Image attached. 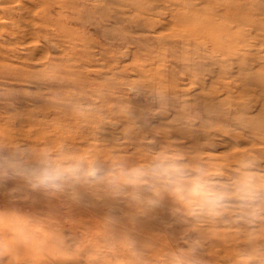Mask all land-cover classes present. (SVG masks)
Returning a JSON list of instances; mask_svg holds the SVG:
<instances>
[{
  "label": "rangeland",
  "instance_id": "obj_1",
  "mask_svg": "<svg viewBox=\"0 0 264 264\" xmlns=\"http://www.w3.org/2000/svg\"><path fill=\"white\" fill-rule=\"evenodd\" d=\"M0 264H264V0H0Z\"/></svg>",
  "mask_w": 264,
  "mask_h": 264
},
{
  "label": "clouds",
  "instance_id": "obj_2",
  "mask_svg": "<svg viewBox=\"0 0 264 264\" xmlns=\"http://www.w3.org/2000/svg\"><path fill=\"white\" fill-rule=\"evenodd\" d=\"M68 172H74L75 169H65ZM172 171H179V169H172ZM45 179L53 180L56 179V175L46 176ZM194 187L192 191L196 192L197 194L201 195L208 203L215 204L224 199L225 193L216 190L211 185H202L199 181H194ZM248 186L246 183H241V185L237 188V191L242 193V198H251L250 193L247 190Z\"/></svg>",
  "mask_w": 264,
  "mask_h": 264
},
{
  "label": "bare ground",
  "instance_id": "obj_3",
  "mask_svg": "<svg viewBox=\"0 0 264 264\" xmlns=\"http://www.w3.org/2000/svg\"><path fill=\"white\" fill-rule=\"evenodd\" d=\"M188 17V16H187ZM197 19H199V18H197ZM202 20H203V18H201ZM201 22V20L199 21V23ZM201 24V23H200ZM203 24V23H202ZM192 27V26H191ZM191 27H190V29H191ZM209 27V26H208ZM196 28V27H195ZM194 28V29H195ZM210 28V27H209ZM192 30V29H191ZM215 34H216V32H215Z\"/></svg>",
  "mask_w": 264,
  "mask_h": 264
}]
</instances>
